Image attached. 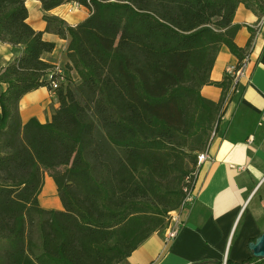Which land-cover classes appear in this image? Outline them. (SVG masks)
<instances>
[{"label": "trees", "instance_id": "16d2710c", "mask_svg": "<svg viewBox=\"0 0 264 264\" xmlns=\"http://www.w3.org/2000/svg\"><path fill=\"white\" fill-rule=\"evenodd\" d=\"M26 1L0 0V41L23 48L0 72V264H121L182 203L232 78L216 83L218 102L201 89L223 45L238 64L250 52L255 31L239 47L233 19L241 3L260 18L264 0H39L90 9L75 26L44 16L45 31L69 39L77 82L45 60L55 43L31 26ZM42 86L59 107L24 123L20 100ZM46 174L62 210L39 202ZM250 262L264 258L226 264Z\"/></svg>", "mask_w": 264, "mask_h": 264}, {"label": "crops", "instance_id": "0c3cea01", "mask_svg": "<svg viewBox=\"0 0 264 264\" xmlns=\"http://www.w3.org/2000/svg\"><path fill=\"white\" fill-rule=\"evenodd\" d=\"M72 4L45 11L41 1H26L31 26L43 31L45 40L55 43V49L44 55L45 60L61 68L65 81L77 82L76 70L68 65L69 39L45 31L44 19L45 15H56L75 26L90 15L86 7L69 13ZM260 18L245 4L238 6L233 23L240 27L235 38L239 47L247 46ZM22 50L21 46L0 41V72ZM250 50L239 91L222 111L215 134L211 136L208 149L212 160L199 167L194 187L196 199L183 215L180 233L169 243L165 242L163 232L154 233L121 264H203L207 261L224 264L227 260L241 263L253 256L248 243L264 232V20ZM238 62V57L223 45L211 71L214 83L204 85L201 94L218 102L223 88L216 83L224 80L228 66ZM1 86L5 88L6 84ZM19 107L24 123L33 117L46 123L59 103L42 86L25 94ZM44 180L45 189L39 194L41 206L62 210L55 181L48 174ZM251 204L254 206L248 212Z\"/></svg>", "mask_w": 264, "mask_h": 264}, {"label": "built area", "instance_id": "2783aa9c", "mask_svg": "<svg viewBox=\"0 0 264 264\" xmlns=\"http://www.w3.org/2000/svg\"><path fill=\"white\" fill-rule=\"evenodd\" d=\"M81 7H83V6L80 5L79 3L73 2L72 6L69 7L68 12L72 13L73 11L79 10ZM263 20H264V13L262 14L261 18L259 19V21L257 22V24L254 27L255 36H256L257 32L260 30V27L263 23ZM254 41H255V37H254L253 42ZM250 53H251V50L244 57L243 61L240 64L237 63L236 65H230V66H228V68L226 70L227 75H229L232 78V85L230 87L228 97H227L228 102L230 101L232 96L239 91V83H240L241 79L244 78V77L235 76V67H244L245 68V74H246V67H247V64H248L249 59H250ZM58 72L62 73V70L59 69ZM63 77H65V76H63ZM63 77H62L61 81H64L65 78H63ZM58 85H59L58 81H53L51 83V87L53 89L57 88ZM214 134H215V132H213L211 136L213 137ZM208 148H209V144H208L207 149L198 153L197 160H203V163H205L206 161L212 160V156L209 154ZM191 175H197L198 176V174H193V173ZM183 191H184V198L182 200V203L180 204V206L177 209L170 211L168 214V217H167V226L165 227V229L163 231L164 239H165L166 243L173 241L178 236L182 227L184 226L183 215H184L185 211L190 206H192L194 204L195 199H196V195H195L194 190H187V184L183 187ZM224 264H226V262H224Z\"/></svg>", "mask_w": 264, "mask_h": 264}, {"label": "water", "instance_id": "95a60500", "mask_svg": "<svg viewBox=\"0 0 264 264\" xmlns=\"http://www.w3.org/2000/svg\"><path fill=\"white\" fill-rule=\"evenodd\" d=\"M248 248L256 258H264V232L248 243Z\"/></svg>", "mask_w": 264, "mask_h": 264}, {"label": "bare ground", "instance_id": "6f19581e", "mask_svg": "<svg viewBox=\"0 0 264 264\" xmlns=\"http://www.w3.org/2000/svg\"><path fill=\"white\" fill-rule=\"evenodd\" d=\"M244 73H245V68L244 67H241L239 70H236V68H235V76L243 77ZM202 163H203V160H198L197 169H196V171L193 174H198L199 167L201 166ZM192 177H194L195 180L192 182V185H191V179L187 180V182H188L187 183V190H194L197 175H192Z\"/></svg>", "mask_w": 264, "mask_h": 264}, {"label": "rangeland", "instance_id": "374dc122", "mask_svg": "<svg viewBox=\"0 0 264 264\" xmlns=\"http://www.w3.org/2000/svg\"><path fill=\"white\" fill-rule=\"evenodd\" d=\"M69 9V8H68ZM73 12H75V11H73ZM213 132H214V130H213ZM191 177H192V175H190L189 177H188V179L187 180H190L191 179ZM45 181V180H44ZM43 189H45V182H44V188H42V190L41 191H43ZM254 203V202H253ZM254 206V204H251L250 205V207H249V209H248V212L252 209V207Z\"/></svg>", "mask_w": 264, "mask_h": 264}, {"label": "flooded vegetation", "instance_id": "af4514ba", "mask_svg": "<svg viewBox=\"0 0 264 264\" xmlns=\"http://www.w3.org/2000/svg\"><path fill=\"white\" fill-rule=\"evenodd\" d=\"M248 264H254V262H250V263H248Z\"/></svg>", "mask_w": 264, "mask_h": 264}]
</instances>
